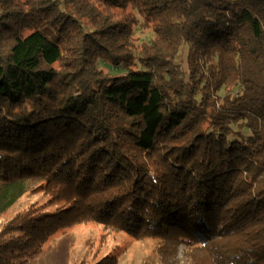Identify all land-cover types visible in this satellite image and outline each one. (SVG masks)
<instances>
[{
  "label": "trees",
  "instance_id": "trees-1",
  "mask_svg": "<svg viewBox=\"0 0 264 264\" xmlns=\"http://www.w3.org/2000/svg\"><path fill=\"white\" fill-rule=\"evenodd\" d=\"M34 190L0 264L88 222L264 264V0H0V218Z\"/></svg>",
  "mask_w": 264,
  "mask_h": 264
},
{
  "label": "rangeland",
  "instance_id": "rangeland-1",
  "mask_svg": "<svg viewBox=\"0 0 264 264\" xmlns=\"http://www.w3.org/2000/svg\"><path fill=\"white\" fill-rule=\"evenodd\" d=\"M134 14L127 8L113 10L114 20H123L127 15ZM136 15V14H135ZM138 25H134L132 39L137 50L139 44L147 41L154 33L152 24H149L142 16ZM141 22V23H140ZM143 22V25H141ZM142 26V27H141ZM153 37V36H152ZM56 67V65H54ZM104 72H109L106 65L99 64ZM110 74L119 73L111 71ZM34 185H32V188ZM48 197L36 190L29 191L15 205L11 207L0 219L11 218L16 212L21 211L29 204H44L48 210H54L57 206L46 204ZM49 206V207H48ZM162 241L152 238L135 239L125 233L111 231L95 222L77 224L70 228H65L51 235L43 244L41 251L32 256L31 262L25 264H106L109 256L116 259L115 264H179L172 261L175 257L182 260L181 246L179 249L165 248L164 251L175 254L163 253L164 261L161 262L158 252L161 253ZM165 245V244H164ZM160 247V248H159ZM163 250V249H162Z\"/></svg>",
  "mask_w": 264,
  "mask_h": 264
}]
</instances>
